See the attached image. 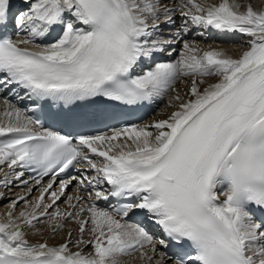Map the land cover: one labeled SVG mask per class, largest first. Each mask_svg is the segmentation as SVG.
Masks as SVG:
<instances>
[{
    "label": "snow or ice",
    "instance_id": "obj_1",
    "mask_svg": "<svg viewBox=\"0 0 264 264\" xmlns=\"http://www.w3.org/2000/svg\"><path fill=\"white\" fill-rule=\"evenodd\" d=\"M21 3L25 7L13 12V0H0V28L11 24L26 32L21 39L0 35V89L24 90L32 111L46 119L120 120L133 107L176 92L182 77L191 80L187 99L177 92L170 100L175 110L166 119L125 121L110 132L75 137L45 128L41 118L3 99L0 137L7 138L0 139V166L35 167L37 184L49 174L52 180L24 210L9 211L0 222V264H126L124 257L142 264H264V0L259 7L238 0ZM177 19L179 31L190 21L240 33L248 37L245 50L233 57L184 40L175 63L142 68L180 38L165 34ZM48 37L53 42L36 43ZM77 165L80 174L62 179L45 203L56 175ZM73 181L76 194L61 209L57 201ZM0 183L6 186L7 176ZM104 183L107 192L99 190ZM89 188L94 195L85 199ZM109 197L125 202L111 210L97 205ZM20 201L25 197L11 208ZM137 211L164 239L125 220ZM70 222L76 228L62 243L26 238V229L40 232L37 225H44L55 235Z\"/></svg>",
    "mask_w": 264,
    "mask_h": 264
},
{
    "label": "bare ground",
    "instance_id": "obj_2",
    "mask_svg": "<svg viewBox=\"0 0 264 264\" xmlns=\"http://www.w3.org/2000/svg\"><path fill=\"white\" fill-rule=\"evenodd\" d=\"M17 1L18 0H13V5L16 4ZM167 2L169 4V6H173V5L178 4L179 3V0H167ZM198 2L206 3V4H212V3H219L220 0H198ZM238 2L241 3L242 5H246L247 3H251L254 7H259L261 5V3H262V0H238ZM174 15L178 17L179 16V13H175ZM176 22H178L180 24L181 23V20L180 19H177ZM191 27L192 28H195V25H192L191 24ZM174 30H176V27L174 28ZM174 30L172 31V34H177L178 32L176 33V31H174ZM196 30H198L200 33L195 34L194 32L191 33L190 30L189 31L186 30V33L188 34V36L190 35V37H193L194 34H195L194 39L187 40V35H184L183 34L184 32H183L182 34L184 36L182 35V40L185 39V40H187L189 42L195 43L201 49H205V50L208 49L209 47L217 48V49H222L227 54L232 55L233 57H237L243 50H245L244 45L246 44V42L245 41H242V39L236 41L233 38L226 37V35H221V37H219V38H213V39L210 40L203 33V31L201 30V27L200 26L197 27V28H195L194 31H196ZM180 35H181V33L179 32V36ZM182 40H180V41H182ZM177 52H179V50ZM178 57L180 58V55ZM204 79L208 83H214L215 82V78H213V77H205ZM181 80L182 81L180 83L177 82L178 84H177V86L175 88L176 89V92H169L166 95L162 96L163 97V103L164 104H163V106L159 110L160 111L159 119H166L167 116H168V114H170L172 111L175 110L174 107H170L169 106V102L177 94V92L182 97H184L185 99H187L186 93L188 92L189 87H190L191 77H182ZM2 101L3 100L0 99V105H2ZM173 103L175 104L176 102L173 101ZM28 189H31V187L28 188ZM26 191H28L30 193L29 190H26ZM21 193L24 194V190H21ZM0 194H2V195H0V197H1L0 200L1 201L2 200H5L7 198V195H9L8 192H6L5 190H3V188H0ZM39 195H40V192H39L38 195H36L34 197V199L32 198L33 199L32 201H34L35 198L38 197ZM62 198H63V196L61 197L60 201L62 200ZM49 202H50V198L48 199V201L46 203H49ZM61 204H64V207L67 208V204L62 203V202L59 203L56 206L60 207ZM26 206H25V208H26ZM6 207L7 208H5L4 211H7V209H9L10 204L9 205H6ZM52 210H54V209H50V211H52ZM4 211H2V208L0 206V218L5 213ZM19 212L20 211H18V212L16 211V213L15 212L14 213L15 214H18ZM2 218H3V221H5L7 219L6 215H5V217H2ZM128 223H131V222H128ZM132 224H134V223H132ZM75 227H76L75 223L74 222H70V223H68V226H66L59 233L51 236L49 231H45L44 230V226L43 225H37V228L40 229V232H37L36 229H31V230L26 229V232H27L26 238L28 239V241H33V242H37V241H41L42 242V241H45L46 240L49 244H59V243L64 242V240L67 238V231H68V229L69 228L75 229ZM78 235H79L78 232H74L72 239L75 240ZM88 238H89V236L87 234H85L84 239L87 240ZM74 250H76V249H74ZM84 250H85V252L91 251L90 248H85ZM158 251H162L160 247L158 248ZM131 258L133 259V257H131ZM137 261L138 262H135L134 264H141V261H139V260H137Z\"/></svg>",
    "mask_w": 264,
    "mask_h": 264
},
{
    "label": "rangeland",
    "instance_id": "obj_3",
    "mask_svg": "<svg viewBox=\"0 0 264 264\" xmlns=\"http://www.w3.org/2000/svg\"><path fill=\"white\" fill-rule=\"evenodd\" d=\"M181 50H183V48L181 49ZM180 51V50H179ZM181 53H179V55H180ZM179 59V57L177 58V60ZM177 82H179V81H177ZM176 82V83H177ZM177 86V85H176ZM176 88V87H175ZM154 131V130H153ZM9 173V174H8ZM8 174V175H7ZM7 176V180L9 181V183H7V185L5 186L3 183H0V188H3V190H5L6 192H8V194L9 195H7V198L5 199V200H0V206H1V208H2V211H4V209L5 208H7L6 207V205H9L10 204V207H9V209H7V211H4L5 213L3 214V216L2 217H5V215H6V217H7V213L9 212V211H14L15 213H16V211L18 212V211H21V210H24L25 209V206H26V202L28 201L29 203L30 202H33L32 200L34 199V197L36 196V195H38V193L37 192H34V190L35 189H33V191L31 192L30 191V193L28 192V191H26V190H29L28 188H30L31 186H27L26 188H23V189H21V188H19L18 187V190L16 189V187H14V186H16V185H21L23 182H25L24 180L23 181H20V179H18L17 178V175H18V173L17 174H14L13 173V171L11 170V169H9V168H7V166H0V181H3L4 180V176ZM10 178V179H9ZM21 190H24V194H22L21 193ZM20 192V193H19ZM29 193L30 195H31V197L29 198V199H25V201H20L18 204H17V207L13 210L12 208H11V204H12V202L13 201H16L20 196H18V194L19 195H25L26 193ZM34 192V193H33ZM27 193V195H29ZM36 193V194H35ZM34 195V196H33ZM1 198V197H0ZM33 198V199H32ZM62 205H64V204H61L60 205V208H61V206ZM64 209H66V207L64 208ZM2 217H1V219H2ZM0 219V220H1ZM44 226V225H43ZM67 226H68V224H67ZM76 228V227H75ZM52 236V235H51ZM50 236V237H51ZM125 261H126V264H134L135 262H138L137 260H134V259H132L131 257L129 258V257H124L123 258ZM141 264H142V262H141Z\"/></svg>",
    "mask_w": 264,
    "mask_h": 264
}]
</instances>
